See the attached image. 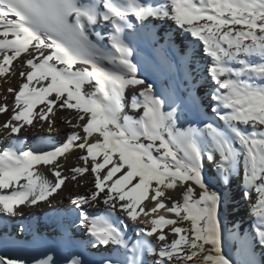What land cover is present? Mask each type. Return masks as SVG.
Segmentation results:
<instances>
[{"label": "snow or ice", "instance_id": "snow-or-ice-1", "mask_svg": "<svg viewBox=\"0 0 264 264\" xmlns=\"http://www.w3.org/2000/svg\"><path fill=\"white\" fill-rule=\"evenodd\" d=\"M154 22L195 38L213 119L183 126L185 101L162 98L138 76L127 37ZM17 66L20 83L6 89L12 105L0 104V115L10 112L0 124V217L51 205L69 179L82 186L78 178L91 174L92 188L70 202L88 246L114 251L102 264H146L145 256L152 264H236L223 250L222 198L207 160L217 180L240 174L244 198L255 196L241 252L264 248V0H0V78L16 76ZM188 100L200 102L191 93ZM65 109L74 110L63 122L76 131L63 143L20 147L22 130L39 124L51 133ZM76 151L69 177L60 160ZM0 264L58 261L0 255Z\"/></svg>", "mask_w": 264, "mask_h": 264}, {"label": "bare ground", "instance_id": "bare-ground-1", "mask_svg": "<svg viewBox=\"0 0 264 264\" xmlns=\"http://www.w3.org/2000/svg\"><path fill=\"white\" fill-rule=\"evenodd\" d=\"M154 24L155 27L130 32L127 37L135 50L134 62L137 63L138 76L151 83L154 92L162 98L180 97L185 101L186 106L181 116L183 126L187 127L188 123L199 126L201 120L213 119L208 105L205 65L199 56H193L195 38L171 22ZM15 70L16 76L7 80L0 78V104L7 102L10 107L13 97L6 89L18 87L20 83L18 76L20 69L17 66ZM190 93L199 97L198 106L194 107L188 100ZM5 96L7 101L4 100ZM9 115L10 112L0 115V124H3ZM73 115L74 110L65 109L58 112L54 117L55 125L51 133L47 131V125L40 127L39 124L22 130L19 134L20 147L24 150L27 148L48 150L53 145L63 143L70 132L76 131L63 122L72 119ZM4 135L3 129H0V140ZM79 154V151H76L67 155L66 159L61 158L64 175L70 177L68 169L77 165L76 156ZM37 170L52 179L51 174L43 166H37ZM205 172L210 186L218 191L222 198L218 218L221 222L224 252L236 264H243L246 259H254L256 264H264V248L254 245L252 254L246 255L241 252L238 240V237L250 234L254 226L251 208L255 203V196L253 195L252 200L244 198L240 174H233L230 181L225 184L222 180L216 179L215 167L207 160ZM78 180L84 181L82 186H78L77 181L69 179L62 190H58L59 195L50 197L51 205L41 202L37 206L24 208L22 217H0V255L10 258H22L25 255L27 257L25 260L31 262L32 258H43L45 254H50L58 264H67V260L74 256H78L84 264H102L104 257L115 256L114 251L103 247L97 250L88 246V237L76 227L78 210L71 204L70 198L76 194L87 193L92 188L91 174H85ZM88 210L96 212L97 209ZM100 210H103L102 206ZM133 234L134 232H129L130 236ZM25 244L31 246V250L26 254L21 251V246ZM152 259L151 256H145L146 264H152Z\"/></svg>", "mask_w": 264, "mask_h": 264}, {"label": "rangeland", "instance_id": "rangeland-1", "mask_svg": "<svg viewBox=\"0 0 264 264\" xmlns=\"http://www.w3.org/2000/svg\"><path fill=\"white\" fill-rule=\"evenodd\" d=\"M136 226L135 225H130V228L131 229H134ZM129 232H131V231H129ZM133 236H134V234H133ZM88 251V250H87Z\"/></svg>", "mask_w": 264, "mask_h": 264}]
</instances>
